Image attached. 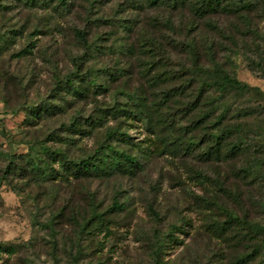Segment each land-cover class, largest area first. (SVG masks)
I'll return each mask as SVG.
<instances>
[{
    "label": "rangeland",
    "instance_id": "1",
    "mask_svg": "<svg viewBox=\"0 0 264 264\" xmlns=\"http://www.w3.org/2000/svg\"><path fill=\"white\" fill-rule=\"evenodd\" d=\"M254 1L260 3L240 11L250 21L222 11L213 16L215 26L186 8H136L131 0H69L64 16L23 4L5 14L15 27L23 24V36L0 57V264H264V234L247 236L241 224L226 223L224 211L212 203L217 200L239 217L264 225V1ZM2 24L0 19V32L12 28ZM77 30L94 46L86 49ZM193 37L198 62L212 64L203 50L207 40L219 67L263 94L209 88L197 96L195 87L204 76L191 73L194 66L185 45ZM150 38L162 39L165 46L167 77L157 90L152 73L144 70L148 55L119 44ZM31 40L36 44L33 54L18 56ZM91 65L116 68V79L100 74L98 82L107 89L83 99L71 96L65 110L28 123L26 104H59L56 79ZM135 94L152 103L153 125L162 118V128H173L170 139L158 138L140 118H113L106 110L111 105L132 107ZM208 107L209 115L199 119ZM218 114L221 118L215 120ZM99 115L102 119L95 118ZM74 117L77 127L69 131ZM112 128L129 137L111 140L106 131ZM222 128L224 136L216 139ZM190 135L195 136L193 144L186 140ZM35 141L62 147L70 157L111 141L135 156L139 166L133 172L59 183L55 193L33 181L29 171L4 173L8 154L35 152ZM91 201L104 215L105 226L90 227L79 237L68 217L75 209L90 211ZM114 201L124 208L114 211ZM62 208L66 216L52 232L45 220ZM157 233L167 240L158 262L153 256ZM252 248L258 249L255 254ZM247 252V260H238Z\"/></svg>",
    "mask_w": 264,
    "mask_h": 264
},
{
    "label": "trees",
    "instance_id": "2",
    "mask_svg": "<svg viewBox=\"0 0 264 264\" xmlns=\"http://www.w3.org/2000/svg\"><path fill=\"white\" fill-rule=\"evenodd\" d=\"M262 0L261 2H263ZM16 2V3H14ZM11 3H14L11 5ZM259 4L260 2H255L254 0H131L130 5L136 8H158L165 7L167 9H189L196 17L201 18L213 26L216 23L214 21V14L225 12H234L243 16L244 20L250 21V17L247 13H240L241 10L252 9L254 4ZM20 4L28 6L30 9L36 8L47 11L54 16V14L63 15L66 12L70 11L71 2L69 0H11L9 3H0V19L4 22L2 27L6 24L7 26H12L8 32H0V57L9 52L11 47L14 46V43L17 39H20L23 36L22 26L15 27L17 23L13 24L12 17H7L5 14L7 12H13L14 8L19 10ZM16 6V7H15ZM245 15V16H244ZM64 16V15H63ZM14 18V17H13ZM212 19V20H211ZM250 22H248V25ZM252 26V25H251ZM131 27H128L130 29ZM248 30H253L249 26ZM76 34L79 36L84 47L86 49L93 47V42H89L85 37V32L82 30H77ZM31 34H28L30 36ZM121 47L127 48L128 51L134 52L135 49L142 50V55H148V59H145L146 65L144 70L150 71L152 79H150L152 85L156 90L160 81L164 80L167 75L164 72L165 62L163 60V53L165 51L164 41L157 38H150L148 40L139 41L136 39L131 41V39L119 42ZM185 45L188 47V50L191 55L193 62V69L191 73L195 76L203 77L202 80H198L199 83L195 87V92L197 96L201 93H207L209 88H220V90H226L231 88L236 91L237 94L241 95L249 91H255L260 94L263 92L255 87L251 86L245 82H242L237 77L232 76L225 70H223L217 64L218 61L215 57V49L212 43L205 40L203 50L206 51V54L209 57V62L212 63L211 66L206 67L198 62L199 52H198V41L195 37L188 39L185 42ZM36 44L31 40L25 45V49L18 50V56H22L25 51L28 54H33V47ZM31 47V48H29ZM217 64V65H216ZM117 71V69L115 68ZM116 71L110 70L107 66H89L83 71L79 66L77 70L71 71L66 74L65 77L56 79V92L55 95L59 96L61 102L59 104H53L48 101H41L39 103H32L30 105L26 104L24 110H27V121L28 123L33 122L36 118L46 117L49 114L57 112V110H65L66 105L71 103L70 97L73 98H85L90 96L92 93L99 92V90L107 89L105 84L98 82V79L101 75H108L110 79H116ZM164 72V73H163ZM147 73V72H145ZM166 76H165V75ZM163 76L165 78H163ZM170 77V76H169ZM148 81V82H150ZM142 90L143 87H140ZM122 90V89H120ZM65 93V95H64ZM123 94L132 95L127 91H122ZM209 93V92H208ZM195 94V93H194ZM195 94V95H196ZM137 96V94H135ZM212 97V96H211ZM134 98V95H133ZM209 99V97H208ZM212 104V103H211ZM127 104L126 107H116L111 105L105 107L106 110H109V113L116 118L117 116L125 115L128 118H140L139 120L147 126V128L152 127L153 132H157V137L162 139H170L172 135H167L173 128L171 126L162 128L164 126V119H159L157 124L153 125L152 119L150 118V113L152 109L150 105L146 103L144 95H138L136 101L133 100L132 107ZM156 105V104H155ZM103 112L102 114H107L108 111ZM209 115V107L206 110H203L199 113V119H203ZM102 116V115H101ZM197 117V116H196ZM96 119H102L100 115L95 117ZM221 114L215 116V120H219ZM91 120L93 118H90ZM67 130L71 131L77 127V120L74 117L69 124H67ZM160 127V128H159ZM225 129L219 130V132L214 136L217 138H222L224 136ZM174 134V133H173ZM106 136L111 140L113 139H127L129 136L117 128L108 129L106 131ZM176 140V139H175ZM188 144L195 143V136L190 135L186 138ZM220 141L217 140V143ZM39 147L37 151L33 152L27 150L25 153H20L16 155L15 153H9V163L7 169H5V174H13L14 170L19 171L21 175L24 172L29 171L32 173V180L39 182L40 185H46L50 188V191L55 190L57 193V186L59 183H72L73 181H82L92 177H109L113 174L120 172H133L139 166V161L135 156L127 153L126 151L117 148V146L111 141H104L100 143L91 153H86L80 157H70L68 153L62 147L56 148L48 145L41 144L39 141H35ZM34 142L30 143V146L35 145ZM175 143V141H174ZM13 164V165H12ZM3 178H7L6 175H3ZM206 202L209 203L206 200ZM113 210H122L124 208V203H119L118 201L113 202ZM216 207L221 208L226 215V223L228 224H241L247 233L255 234H264V225L249 222L245 217H239L233 211L217 200L212 201ZM90 211L83 210L82 208L75 209L71 212L68 217L70 223L75 226V233L77 236H82L85 232H90V227L96 230L103 229L104 225V215L100 213L95 204L91 201ZM66 215L63 208L53 210L51 216L45 220L44 225L50 229L52 232H56L57 224L60 222L61 218H64ZM175 228H177L175 226ZM215 231V230H214ZM217 236H221L219 231H215ZM156 236V245L153 247V256L158 262L160 254L163 252L164 245L167 243V240L161 237L158 233ZM1 246V245H0ZM6 247H2L3 249ZM7 248V247H6ZM5 248V249H6ZM258 249H251V252L255 254ZM250 254H243L238 257V260L244 262L249 258Z\"/></svg>",
    "mask_w": 264,
    "mask_h": 264
}]
</instances>
